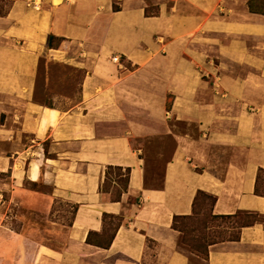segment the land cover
<instances>
[{
    "label": "crops",
    "instance_id": "obj_1",
    "mask_svg": "<svg viewBox=\"0 0 264 264\" xmlns=\"http://www.w3.org/2000/svg\"><path fill=\"white\" fill-rule=\"evenodd\" d=\"M165 1L147 16L145 0H0V216L24 182L75 208L57 242L3 235L0 264H191L172 224L199 192L214 216L264 218V15L249 0ZM41 71L45 85L81 75L73 105L37 99ZM164 138L155 188L143 143ZM107 167L129 169L119 201L100 191ZM103 215L120 221L106 248ZM207 252L206 264H264V222Z\"/></svg>",
    "mask_w": 264,
    "mask_h": 264
},
{
    "label": "rangeland",
    "instance_id": "obj_2",
    "mask_svg": "<svg viewBox=\"0 0 264 264\" xmlns=\"http://www.w3.org/2000/svg\"><path fill=\"white\" fill-rule=\"evenodd\" d=\"M251 1L255 8L264 13V0ZM145 3L147 5L145 9L149 14L157 12V4L159 3L169 6V3L165 0H145ZM118 62L121 64L120 58ZM63 73L64 71L55 73L58 78H54L45 85L41 71L37 90L39 101L60 109H67L73 105L74 101L78 99L81 75L78 72H71L66 74L67 77H62ZM173 128L190 134L195 131L192 125L185 126L181 123H177ZM143 144L149 165L147 185L156 187L160 184L162 166L172 152L173 143L170 139L164 138L162 140L145 141ZM162 153L163 157L160 156ZM215 155H218L221 162L225 159V153L217 152ZM0 177L7 180L5 175ZM260 178V184L263 188L262 193H264V173H261ZM104 186L113 195L117 193L110 181H107ZM23 189L18 190V192L9 189V192H5L6 205L3 209L4 216H0V238H3V235L8 234L9 231L22 235L27 240L42 243H54L63 238L67 227L71 223L74 206L65 200L53 197L51 186L37 185L32 187V185L24 182ZM25 190L36 192L37 199L23 198L24 195L20 192ZM210 208L211 199L208 195H199L193 216L186 220H178L176 223V226L183 231L180 241L182 247L189 254V258H191V264H206L205 247L208 243L237 239L241 225L264 222V218L261 216L244 213H239L236 218L232 219L214 218L210 213ZM115 222L108 219L105 221L108 230L104 237L99 240L100 242H105L110 237Z\"/></svg>",
    "mask_w": 264,
    "mask_h": 264
},
{
    "label": "trees",
    "instance_id": "obj_3",
    "mask_svg": "<svg viewBox=\"0 0 264 264\" xmlns=\"http://www.w3.org/2000/svg\"><path fill=\"white\" fill-rule=\"evenodd\" d=\"M248 8L250 10L251 13H257V14H261V15H264V13H262L259 9L255 8L252 4V1L249 0V3H248ZM145 14L147 16H157L159 14V9H157V12L154 13V14H149L148 11L145 9ZM53 40V37H50L49 38V45H51V42ZM167 109H168V105H167ZM128 176H129V169H122V168H119V167H107L106 170H105V176H104V180H103V183L101 184L100 186V191L101 192H104V193H107L108 191L105 189V183H107V181H110L112 183V185H116L118 190H117V193L113 196V200L114 201H119L120 200V197H121V194L123 192L126 191L127 189V186H128ZM161 185L159 184L158 186H156L155 188H158L160 187ZM154 187V186H153ZM199 195H205V193H202V192H199L197 197L195 198V201H194V208H193V214H194V210H195V206H196V203H197V199H198V196ZM208 197L211 199V208H210V213H211V209H212V206L215 202V198L212 197V196H209ZM75 209V208H74ZM193 214L191 216H193ZM239 214V213H238ZM238 214H235L233 216H214L212 215V217L214 218H227V219H232V218H236ZM191 216H188V217H174L173 219V224H172V227L174 230L180 232V234L182 235L183 234V231L178 228L176 226V223L178 220H186V219H189L191 218ZM103 218L106 220L107 218L110 220H113V221H116L115 224L113 225V230L111 232V235L110 237L103 243V242H100L99 245L103 246V247H108L115 235V232L118 230L119 226H120V221H117L115 217H110V216H106V215H103ZM245 225H249V224H245ZM244 224L241 225L239 228L245 226ZM108 230V229H107ZM233 240V239H232ZM216 242H211V243H208L205 247V254H206V258H207V250H208V246L214 244ZM182 242L180 241L179 239V248L182 249L183 251H185V249L182 247ZM186 252V251H185ZM205 258V260H206Z\"/></svg>",
    "mask_w": 264,
    "mask_h": 264
},
{
    "label": "built area",
    "instance_id": "obj_4",
    "mask_svg": "<svg viewBox=\"0 0 264 264\" xmlns=\"http://www.w3.org/2000/svg\"><path fill=\"white\" fill-rule=\"evenodd\" d=\"M118 59H119L118 57H113L112 58V61L115 62V63H117V64H119Z\"/></svg>",
    "mask_w": 264,
    "mask_h": 264
}]
</instances>
